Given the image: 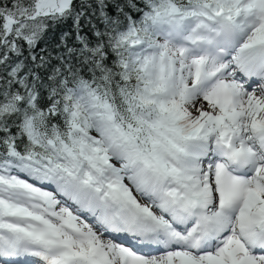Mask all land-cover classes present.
<instances>
[{
    "label": "snow or ice",
    "instance_id": "obj_1",
    "mask_svg": "<svg viewBox=\"0 0 264 264\" xmlns=\"http://www.w3.org/2000/svg\"><path fill=\"white\" fill-rule=\"evenodd\" d=\"M0 264H264V0H0Z\"/></svg>",
    "mask_w": 264,
    "mask_h": 264
}]
</instances>
